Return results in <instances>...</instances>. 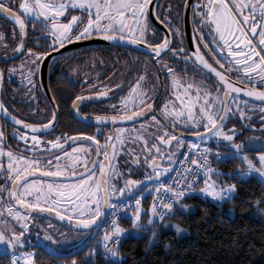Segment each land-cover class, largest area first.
<instances>
[{
  "label": "snow or ice",
  "instance_id": "obj_1",
  "mask_svg": "<svg viewBox=\"0 0 264 264\" xmlns=\"http://www.w3.org/2000/svg\"><path fill=\"white\" fill-rule=\"evenodd\" d=\"M149 3L150 0H0V14L6 15L19 25L21 42L17 45V52L24 47L25 22L20 12L13 11L14 7L27 15L34 24L38 22L50 32V37L46 38L51 39L52 47H62L71 40L98 35L107 41L143 45L155 57H161L166 51L170 52L174 60L179 59L181 71L185 73V76L180 77L173 67H169L163 60L159 61L161 69L169 78V85L166 90L167 97L158 109L153 108L150 102L152 97L146 94V90L138 91L133 88L128 97L121 98L120 114L79 116L77 102L89 97L76 96L72 101L73 111L80 119L112 124L132 122V126L116 127L112 135L105 136L103 144L96 136L86 137L84 133L72 137L65 135L63 142L59 136L44 141L39 133L52 129L55 113L46 124H30L11 116L0 102V112L9 116L16 125H23L25 129L22 133L15 130L13 132L19 147V151L15 152L10 150L4 133L0 131V175L5 177L6 184L11 185L5 187L0 184V193L7 194V200L0 195V250L3 254L10 255L12 264H36V253L23 251L26 245L32 243L29 224L34 212L55 215L60 220L69 221L77 230L87 233L85 243H90L102 230L97 243L106 258V264H122L124 258L119 248L122 239L139 238L141 230H150L151 244L158 236L157 225L170 226L165 222L166 217L190 210V205L182 203L186 195H200L217 202L231 199L236 191V184L221 183L212 177L232 173H222L212 166L209 160L212 149L191 140L186 143L190 150H194L193 155L189 157L187 153H182L185 160L181 162V178H173L172 183L160 181L165 173L175 171L171 152L166 157L168 167L158 162L157 158L165 159V152L168 151L166 147L164 151L161 150V142L163 146H169L175 141L174 147L177 149L185 144L182 135L169 131V126L175 129L177 123L180 126L195 125L202 128L203 132L197 131L195 135L202 141L216 138L217 160L240 158L246 169L241 167L234 174L244 177L256 173L264 183V152L257 153L255 160L244 152L245 143L252 147L253 142L259 139L260 146L264 147V139L250 137L248 141L237 143L235 137L240 130L235 125L228 131L224 129L229 117L238 114L242 120L246 119L244 107H247L248 101L240 102L238 94L243 93L264 103V0H194L193 35L200 42L186 53L184 48L171 47L167 35L160 43L148 42L146 34L149 33ZM69 9L80 10L87 15V19L83 15L75 14L70 15L69 19L65 15ZM61 18L66 22H62ZM168 31L178 34L180 29L169 28ZM151 35L156 38L155 32H151ZM2 36L3 33H0V37ZM179 42L183 44L182 40ZM201 47L207 51L213 62H209L201 52ZM28 53L37 59L47 55L31 48ZM225 64L228 65L227 69L224 68ZM189 70L206 79L195 80L194 77L187 76ZM8 71L11 73L15 69L10 68ZM226 71L235 72L236 80L242 77L249 83L259 82L261 89L237 86L236 80H230L225 75ZM31 74L30 70L29 75ZM2 75L3 70L0 69V76ZM139 79L142 80L143 77ZM208 79L216 85L214 90L209 88L206 82ZM95 95L97 98H105L108 94L101 92ZM111 107L116 111L115 105ZM148 113H153L150 117L151 125L140 122L139 127H136L137 121L148 119ZM149 126L156 127L161 134L157 136L155 132L148 133ZM82 139L92 143L96 160L90 161L87 158L91 150L83 144H77L71 152L64 151V145L69 140L76 142ZM221 143L226 151L220 150ZM131 144L140 146L132 148L129 146ZM50 150H58L60 154H52ZM121 152L128 157L125 160L126 165L141 167L143 160L144 165L150 166L152 175H146L144 180H155L152 190L156 195L148 209L143 208L140 198L133 200L129 197L123 202L126 193H133V189L139 190L144 187V183L132 178L131 168L127 173L119 170L117 157ZM138 152L144 155L141 157L137 155ZM188 164L192 167H188ZM125 175L127 179L123 180L122 187H117L112 182L117 176ZM37 176L40 178H33ZM201 180L203 187H196ZM115 198H121V202L113 203ZM120 215L130 221L131 229L121 226L118 222ZM142 216L147 217L146 222L142 220ZM9 217L12 223L19 226L20 231L11 226L7 219ZM171 227L178 234L186 231L179 224ZM35 244L50 251L52 255L60 254L65 245L77 251L82 246L81 241H57L49 234L48 229H45L42 238L37 234ZM95 255L96 249L92 248L85 259L91 258L94 261ZM72 264H76L75 259Z\"/></svg>",
  "mask_w": 264,
  "mask_h": 264
},
{
  "label": "flooded vegetation",
  "instance_id": "obj_2",
  "mask_svg": "<svg viewBox=\"0 0 264 264\" xmlns=\"http://www.w3.org/2000/svg\"><path fill=\"white\" fill-rule=\"evenodd\" d=\"M7 2V0H5ZM194 0H150L147 8V19L149 22V33L147 39L149 43H160L165 35L171 41L170 46L173 48H184L185 53L189 49H194L195 44L199 43V38H194V15L193 5ZM11 6V5H10ZM188 7V8H187ZM188 9V13L186 10ZM14 12H20V15L25 22V35L23 37L24 47L19 52L16 51L17 45L21 42V33L19 25L10 20L6 15L0 14V69L3 70V75L0 76V102L3 103L7 113L15 116L20 120H24L30 124H46L55 113V120L52 121L53 127L51 130L39 133L42 140L48 141L61 137H72L80 133L85 136H96L97 139L104 143L106 135H112L116 127L132 126V122H96L94 120H84L78 118L73 111L72 101L76 96L89 97L87 100L78 101L79 116L94 117L97 115H117L119 113L120 101L122 97H128L130 91L135 88L146 90V94L150 95L154 109H158L162 101L167 97V89L169 78L161 69L160 60L165 61L169 67H173L174 71L180 76H185L181 71V62L177 58L174 60L170 52H164L161 57L150 55L143 45H133L123 41H107L102 36L92 35L82 38L81 40H71L65 43L62 47L51 46L50 32L43 28L40 23L35 24L18 8H13ZM83 15L87 19V15L80 10L69 9L65 15L70 19V15ZM167 18V19H166ZM62 22L64 18H61ZM164 21V23H161ZM170 21V22H169ZM180 29V32H169V28ZM35 29V30H34ZM151 32L156 33V38H153ZM208 39V37H205ZM182 40L183 44L179 41ZM31 48L35 52L47 53L39 59L31 56L28 49ZM201 52L204 53L209 62H213L207 51L201 47ZM23 65V67H20ZM215 66V65H214ZM228 65H224L227 69ZM14 68V72H9L8 69ZM31 70L32 74L29 75ZM189 77H194L195 80L206 79L198 73L189 70L186 74ZM225 75L230 80H236L235 72H225ZM143 77V79H139ZM139 80V83L137 81ZM209 88L214 90L216 85L211 79L206 80ZM237 86L245 88L261 89L259 82L249 83L248 80L242 77L236 80ZM107 92V97L97 98L96 93ZM135 98V94L133 93ZM240 102L247 100L248 105L244 107L246 119L242 120L237 114L234 117H229L224 124L225 131L232 128L233 125L240 131L235 137V142H240L246 139L251 134H258L264 139V103L249 99L244 94H238ZM116 106V111L112 107ZM243 107V104H241ZM135 110V109H133ZM153 113H148V119L137 121L135 126L139 127L140 122L151 125L150 117ZM160 119V117H157ZM163 123V121H161ZM251 127H250V126ZM99 129V131H98ZM25 131L23 125H16L11 122L10 117L0 112V131L4 133L7 145H10V150L19 151L17 139L14 138L13 132ZM169 131H174L177 135H182L185 144L193 138H198L195 133L203 132L202 128H197L195 125L180 126L178 123L173 129L169 126ZM148 133H153L157 136L161 132L154 126L147 128ZM208 144L217 145L216 138L207 140ZM77 144H83L85 148L91 150V154L87 156L90 161L97 159L95 148L91 142L82 139L73 142L68 141L64 145V151L71 152ZM184 144V145H185ZM173 145L163 146L161 142V150L165 147L168 151L165 152V159H160L158 162L165 165L167 162V154L171 152L173 156L180 155L183 147L177 149ZM132 148H138L139 144L129 145ZM220 148H223L221 143ZM264 149V147L256 148ZM111 151V149H109ZM52 154L59 155L58 150H50ZM48 154V153H44ZM28 155V153H25ZM137 155L143 156L142 152ZM179 157V156H178ZM128 157L123 152L117 157L119 170L127 173L128 169H132L131 176L133 179L141 180L144 187L139 190L133 189V193H126L125 198L136 194L141 189L149 185L144 178L146 175H152L150 166H146L141 160V167L125 164ZM61 158V163H63ZM6 163V161H5ZM91 167V164L88 165ZM82 171V169H77ZM99 175V172H97ZM39 179L40 177H33ZM125 176H117L112 182L117 187L123 186ZM0 184L5 187H10V183L5 182V177L0 175ZM7 200L6 192L0 193ZM121 198H115L113 203H116ZM12 227L20 231L18 225L12 223L11 218H7ZM51 226V227H50ZM45 229H48L49 234L57 241H81L79 251L67 245L61 248L60 253H88L98 241L99 233L95 238L91 239L90 243H85L87 233L82 230H77L73 224L67 220H60L55 215L36 214L33 213L32 222L29 224V232L32 233V243L26 245L23 251H34L35 253L54 256L50 251H46L43 247L36 246L35 240L37 234L42 238ZM3 254L0 250V255ZM4 255V254H3ZM73 256V255H71ZM69 257V256H68Z\"/></svg>",
  "mask_w": 264,
  "mask_h": 264
},
{
  "label": "trees",
  "instance_id": "obj_3",
  "mask_svg": "<svg viewBox=\"0 0 264 264\" xmlns=\"http://www.w3.org/2000/svg\"><path fill=\"white\" fill-rule=\"evenodd\" d=\"M259 152L264 149L245 153L255 160ZM211 164L222 173H232L212 179L235 183L233 197L223 202L200 195L183 198L182 203L193 208L187 213L168 216L165 222H175L187 233L180 235L175 229L157 225L158 236L151 244L150 230H141L139 238H124L119 246L124 258L122 264H264V218L254 213L257 206L264 207V183L256 173L247 177L234 174L241 167L246 169L240 158L213 160ZM197 187H203V180ZM152 197L151 192L143 200L144 209L150 207ZM142 220L146 222L147 217L143 216ZM119 223L126 229L131 228L130 221L124 217ZM86 254L61 258L36 253L34 258L36 264H72L73 259L76 264H106V258L86 260ZM0 264H12L10 255L1 254Z\"/></svg>",
  "mask_w": 264,
  "mask_h": 264
},
{
  "label": "built area",
  "instance_id": "obj_4",
  "mask_svg": "<svg viewBox=\"0 0 264 264\" xmlns=\"http://www.w3.org/2000/svg\"><path fill=\"white\" fill-rule=\"evenodd\" d=\"M195 143H197L198 145H203L201 142H195ZM207 147H209L210 149H212V153L209 155V160H210V161H213V160H214V161H225L224 159L217 160V159L215 158V151H216L217 149L212 148L211 146H207ZM220 150H221V149H220ZM193 151H194V150H190V149L188 148L187 143H186V144L184 145V148H183V150H182V152H181V154H180V156H179V158H178V160H177L175 166H174L175 171H172L171 174H170L168 177H166V178H164V179H161L160 181L163 182V183H172L173 178L180 179V178H181L180 174L183 173V166H182L181 162L185 160V156L182 155V153H187L188 156L190 157V156L193 155ZM221 151H224V150H221ZM187 166H188V167H192L190 164H188ZM201 175H202V174H201ZM197 185H198V184H197ZM197 185H196V187H197ZM151 189H152V186H151ZM153 192H154L153 196H155L156 193H155V191H153ZM188 196H190V195H186L185 197H188ZM185 197H184V198H185ZM130 198H132L133 200L136 199V198H140V199H141V197H139V196H138V197H130ZM126 201H127V198L123 200V202H126ZM118 202H121V201H118ZM118 202H116V203H118ZM122 217H123V215L118 216V222L121 220ZM102 229H103V226H102ZM120 244H121V243H120ZM98 257H103V258H105V257L103 256V253H102V250H101L99 244H97V247H96V255H95L94 261H96V259H97Z\"/></svg>",
  "mask_w": 264,
  "mask_h": 264
},
{
  "label": "rangeland",
  "instance_id": "obj_5",
  "mask_svg": "<svg viewBox=\"0 0 264 264\" xmlns=\"http://www.w3.org/2000/svg\"><path fill=\"white\" fill-rule=\"evenodd\" d=\"M250 137H257V138H261V139H262L261 136H259L258 134H254V133H253V134L249 135L246 139H244V140H242V141H240V142H238V143L248 141ZM191 141H193V142H200V141H201V142H207V141H202V140H200V138H192ZM202 144H203V143H202ZM203 145L210 146L209 144H203ZM256 148H261V146H260V140H259V139L253 142V146H252V147H249L248 144L245 143V146H244V152H246V151H248V150H255ZM181 149H182V148H181ZM178 156H179V155H178ZM178 156H177V155L173 156L172 167H174L175 163L177 162ZM255 157H256V156H255ZM164 166H165V167H168V163H166ZM171 172H172V171H170V172H168V173H165L164 176H162V177H166V176L170 175ZM257 175H258V174H257ZM248 176H249V175H248ZM244 177H247V176H244ZM160 178H161V177H160ZM192 208H193V207L191 206L190 209H192ZM261 210H264V207H261V206L259 205V206H257V208H256V210H255L254 213H255L256 216L261 217V218H264V211H261ZM166 223H168L170 226H169V227H164V226H163L165 229H170V228L175 229L174 227H171V225L177 224V223L172 222V221H166ZM182 228H183V227H182ZM183 229H184V228H183ZM185 233H187V232H186V231H183V232H181V233H179V234H180V235H183V234H185Z\"/></svg>",
  "mask_w": 264,
  "mask_h": 264
},
{
  "label": "water",
  "instance_id": "obj_6",
  "mask_svg": "<svg viewBox=\"0 0 264 264\" xmlns=\"http://www.w3.org/2000/svg\"><path fill=\"white\" fill-rule=\"evenodd\" d=\"M188 8V7H187ZM186 8V9H187ZM186 13H188V9L186 10ZM243 94V93H242ZM245 95V94H244ZM246 96V95H245ZM247 97V96H246ZM249 99H252V100H255V101H258V102H260L259 100H257V99H253V98H250V97H248ZM191 138H193V137H191ZM167 177V176H166ZM162 178H165V177H161L160 179H162ZM155 180H153L152 182H154ZM151 182V183H152ZM133 195H135V194H133ZM75 254V252L74 253H60V254H57V255H54V256H57V257H68V256H71V255H74Z\"/></svg>",
  "mask_w": 264,
  "mask_h": 264
}]
</instances>
